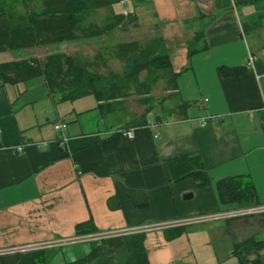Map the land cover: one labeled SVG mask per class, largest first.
Here are the masks:
<instances>
[{
	"label": "crops",
	"instance_id": "0c3cea01",
	"mask_svg": "<svg viewBox=\"0 0 264 264\" xmlns=\"http://www.w3.org/2000/svg\"><path fill=\"white\" fill-rule=\"evenodd\" d=\"M127 3L136 21L121 35L136 31V37L122 41L161 37L177 88L164 84L157 95L163 79L156 81L144 115L138 103L131 106L130 96H142L133 92L110 101L112 108L103 112L92 94L55 102L42 76L3 85L0 250L73 237L76 224L87 220L104 232L228 208L218 204L214 182L237 174L248 175L257 201L264 203V73L249 63L245 38L252 34L253 48L264 50V0ZM115 4L113 10L121 12ZM197 32L203 37L194 38ZM36 47L0 51V63L39 57ZM189 47L197 50L189 53ZM256 60L264 64L254 54ZM209 115L217 117L202 125L200 118ZM58 121L67 124L66 141L35 145L55 138ZM129 129L131 138L123 134ZM192 153L200 154L209 185L170 180L168 160ZM144 232L150 264H252L254 254L241 262L233 251L247 238L264 240V216L194 223L175 237L163 229ZM85 249L83 244L51 247L40 264H65ZM16 252L26 251L0 253V264L12 263ZM259 260L264 264V247Z\"/></svg>",
	"mask_w": 264,
	"mask_h": 264
},
{
	"label": "trees",
	"instance_id": "16d2710c",
	"mask_svg": "<svg viewBox=\"0 0 264 264\" xmlns=\"http://www.w3.org/2000/svg\"><path fill=\"white\" fill-rule=\"evenodd\" d=\"M121 0H0V51L20 50L59 41L89 39L110 36L118 28L135 23L136 16L128 12H115L113 4ZM258 0H251L255 2ZM105 8L109 13L103 22L89 19V14ZM90 12V13H89ZM135 25V24H133ZM244 31L248 22L242 23ZM203 37L197 32L195 37ZM190 45V44H189ZM206 48L204 45L199 50ZM106 57L96 51L93 58L78 53L55 52L43 57L19 58L0 63V88L5 84H17L42 76L55 102L74 100L92 94L104 112L112 108V100L123 98L133 92L142 95L139 101L147 104L148 93L156 81L163 79L167 87L177 88V74L173 72L161 37L141 42L120 41L109 46ZM189 47V53L196 51ZM116 59L123 71L109 69L105 74L97 71L107 67V60ZM254 69L264 73V64L254 61ZM144 72L145 77L140 80ZM228 74V73H225ZM148 105V104H147ZM189 104L183 103L182 107ZM150 106L144 109L148 113ZM139 124L143 119L138 120ZM264 127V113L262 114ZM170 180L177 182L192 178L197 187L209 185L212 178L205 169L199 153L177 156L168 160ZM215 194L220 206L244 207L259 202L255 188L247 174L223 177L214 182ZM222 208L221 210L228 209ZM185 226L164 229L168 237L179 235ZM97 232L91 220L75 226V234ZM145 232H136L89 241L82 256L65 264H150L144 245ZM264 240L247 238L235 245L233 254L241 262L254 254L252 264H260L259 253ZM45 251L37 249L16 252L10 264H40L46 262Z\"/></svg>",
	"mask_w": 264,
	"mask_h": 264
},
{
	"label": "built area",
	"instance_id": "2783aa9c",
	"mask_svg": "<svg viewBox=\"0 0 264 264\" xmlns=\"http://www.w3.org/2000/svg\"><path fill=\"white\" fill-rule=\"evenodd\" d=\"M128 1L133 0H121L120 4H126ZM146 2L153 1V0H143ZM128 11H124L123 15H127ZM248 60L249 63L254 66V56L251 55V53L248 54ZM217 116L209 115L204 118H200V122L202 125L206 124L207 121L215 119ZM66 122H55L53 123V128L56 132V136L51 141H42L38 143H34L35 145L39 146H47L51 142L57 143L62 145L66 141ZM1 132V129H0ZM125 136L128 138H131L133 136L132 129H129L125 132H123ZM17 152H20L23 150V146H16L15 147ZM251 215H257V216H264V203H258L250 206H244V207H233L228 208L224 210H218L215 212H205V213H197L189 216H183L178 217L176 219L165 221V222H158L157 224H147L143 226L142 228H132V229H121V230H114V231H104V232H92L87 234H80L75 235L70 238L65 239H58V240H51L48 242H42L37 244H32L30 246H20L17 248H10L7 250H0V253H8L13 251H31V250H37V249H45V248H51V247H58L61 248L65 245L70 244H84L89 241H95L101 238H107L112 236H119L123 234H131L136 232H144L147 230H153V229H167L172 227H179V226H187L194 223H201V222H208L212 220H219V219H232V218H239L244 216H251Z\"/></svg>",
	"mask_w": 264,
	"mask_h": 264
},
{
	"label": "rangeland",
	"instance_id": "374dc122",
	"mask_svg": "<svg viewBox=\"0 0 264 264\" xmlns=\"http://www.w3.org/2000/svg\"><path fill=\"white\" fill-rule=\"evenodd\" d=\"M120 3L121 2L116 3L114 5L115 10L124 12V11H128L131 9L130 3H126V4H120ZM257 6H259V4H257ZM108 13H109L108 9H105V8L96 9L89 14V19L94 20L96 22H103L105 19V16ZM256 15H258L259 19L261 20L262 17L260 16H262L263 13L262 12L260 13V11H258ZM133 24L134 23H131V24L128 23L126 26L118 27L110 36L108 35V36H100V37L89 38V39L59 41L54 44L40 45V46H37L36 48L38 50L39 57H43L45 55L55 53V52L65 51V52L74 53V54L78 53L82 55L83 57L93 58L95 56L96 51L98 50H100V52H102V54L106 57V51L107 52L109 51L108 49L110 45H113L116 42H120L122 40H126L129 37H136V31L132 33L124 32L121 35L123 31L125 30L128 31L129 29L127 28H129V26H132ZM249 32L250 31H247V32L245 31V33H249ZM251 35L252 34H247L245 36L248 47H249L248 50L250 51L251 55L254 56V54H256L259 57V59L261 58L264 60V50L262 49L256 50L255 47L253 48V44L251 43L252 41ZM147 40L148 39L146 38H141L140 41L145 42ZM261 40L263 41V37L261 38ZM262 46L264 47V44H262ZM106 60H107V67L106 68L100 67L99 69H97L98 72L105 74L107 71H109V69L115 70L116 72L123 71V66L118 60L109 59V57L106 58ZM142 74H144V72ZM164 84L166 83L163 80H159V82L157 83L155 87V91L157 92L156 93L157 95H158V91L160 92L163 89ZM156 94L155 96L157 97ZM137 98H139V96H136V95L130 96V99L134 101L131 106L134 108L133 105L138 103L136 107H139V109H141V111L143 110L144 112V109H146L148 105H145L143 107L142 105H140V103L142 104V102L138 101ZM198 102H202V100H198ZM194 108L198 109V104H194ZM45 249H48V248H45Z\"/></svg>",
	"mask_w": 264,
	"mask_h": 264
},
{
	"label": "water",
	"instance_id": "95a60500",
	"mask_svg": "<svg viewBox=\"0 0 264 264\" xmlns=\"http://www.w3.org/2000/svg\"><path fill=\"white\" fill-rule=\"evenodd\" d=\"M189 196V195H188Z\"/></svg>",
	"mask_w": 264,
	"mask_h": 264
}]
</instances>
